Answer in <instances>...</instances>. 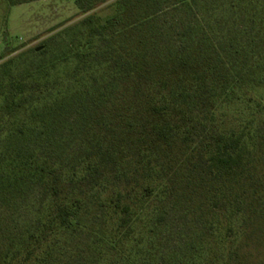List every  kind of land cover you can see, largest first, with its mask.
Masks as SVG:
<instances>
[{
	"label": "trees",
	"instance_id": "obj_1",
	"mask_svg": "<svg viewBox=\"0 0 264 264\" xmlns=\"http://www.w3.org/2000/svg\"><path fill=\"white\" fill-rule=\"evenodd\" d=\"M209 1L76 0L79 17L40 51L0 56V195L36 194L33 217L0 236V264H59L71 247L80 264H249L250 228H264V93L253 64L236 70L246 43L207 29ZM245 1L224 10L241 37ZM185 188L204 193L203 229L158 258Z\"/></svg>",
	"mask_w": 264,
	"mask_h": 264
},
{
	"label": "rangeland",
	"instance_id": "obj_2",
	"mask_svg": "<svg viewBox=\"0 0 264 264\" xmlns=\"http://www.w3.org/2000/svg\"><path fill=\"white\" fill-rule=\"evenodd\" d=\"M76 0H40L32 3L11 6L7 0H0V56L8 54L4 60L16 56L18 53L37 49L46 44V40L53 35L49 30L59 26L70 19H77L79 11L75 4ZM226 0H214L204 4L203 10L207 18V29L214 36L220 39L229 34L241 38L246 43L240 54L234 58L240 67L254 66L252 72L253 84L258 87L259 94L264 93V0H246L245 8H241L242 22H249V35L241 37L239 32H231L234 20H228L226 13ZM249 20V21H248ZM243 23V24H244ZM242 24V25H243ZM240 40V41H241ZM11 52V53H10ZM246 58L252 60L245 63ZM2 60V61H4ZM0 61V63L2 62ZM251 64V65H250ZM123 92V91H122ZM112 101L113 109L120 114L126 108L124 93ZM114 102V103H113ZM2 102L0 101V106ZM258 172L264 177V146L259 154ZM194 185V184H193ZM186 195L178 197L181 202H186L184 208L187 213L178 208L173 209L164 216L162 224L157 231V256L166 257L171 254L173 257L188 251L197 239L200 228L201 215L207 212V202L204 193L191 192L185 188ZM36 196L32 191L21 190L15 194L0 195V236L4 238L7 230L22 227L33 217V198ZM177 196V195H176ZM176 199V200H178ZM15 228H8V227ZM253 230V238L247 242L245 253L250 258L249 264H264V228H250ZM262 229V230H261ZM260 230L263 239L260 238ZM208 231L205 230V233ZM84 238V234L80 235ZM175 252V253H174ZM84 256V248L71 247L59 264H80ZM214 259V258H213Z\"/></svg>",
	"mask_w": 264,
	"mask_h": 264
},
{
	"label": "water",
	"instance_id": "obj_3",
	"mask_svg": "<svg viewBox=\"0 0 264 264\" xmlns=\"http://www.w3.org/2000/svg\"><path fill=\"white\" fill-rule=\"evenodd\" d=\"M41 49H42L41 47L37 48L38 51H40Z\"/></svg>",
	"mask_w": 264,
	"mask_h": 264
}]
</instances>
